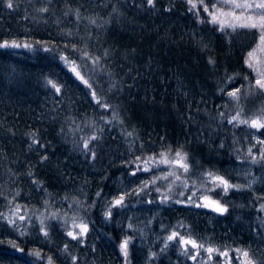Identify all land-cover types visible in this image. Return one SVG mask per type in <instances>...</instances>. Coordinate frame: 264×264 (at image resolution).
Returning a JSON list of instances; mask_svg holds the SVG:
<instances>
[{"label":"trees","instance_id":"trees-1","mask_svg":"<svg viewBox=\"0 0 264 264\" xmlns=\"http://www.w3.org/2000/svg\"><path fill=\"white\" fill-rule=\"evenodd\" d=\"M257 38L220 29L186 0H0V264H68L71 252L77 264H138L141 253L199 264L181 236L217 251L215 263L240 246L264 264L262 189L215 193L223 214L181 205L206 193L209 173L247 182L257 149L227 113L238 107L229 94L253 84L246 59ZM178 151L188 170L170 188L144 173L146 159ZM79 213L88 231L69 246L61 219ZM126 225L144 229L146 248ZM173 231L181 236L167 239Z\"/></svg>","mask_w":264,"mask_h":264},{"label":"rangeland","instance_id":"rangeland-1","mask_svg":"<svg viewBox=\"0 0 264 264\" xmlns=\"http://www.w3.org/2000/svg\"><path fill=\"white\" fill-rule=\"evenodd\" d=\"M186 1L188 2V0H186ZM193 2L196 4V8H193L192 4H190L188 2L190 4V6L192 7V9L194 11H203L208 16V18L212 21V16L209 13L214 11L213 5L214 4L218 5L219 0H204L203 4H201L200 0H193ZM257 2H259V0H257ZM205 6L208 7L209 12L204 11ZM225 10H226V6H225ZM251 11L255 12V11H261V10H251ZM216 24L219 26L220 29H233L231 27H223L222 28L220 24H218V23H216ZM258 44H259V35H258L257 42H256L254 48L250 52H253V50L257 48ZM247 60H248V57H247L246 61ZM251 63L254 66L260 67L261 70H264V52L257 51L255 53V58L251 61ZM246 64L252 72L253 80H254L253 84L250 87V90H247L246 94L243 97H240L238 94H236L235 97L231 96V100H232L233 104H235L238 107H232L231 109H229V111L227 113V115H228L227 118H228V121H231L232 123L234 122L237 125L243 124L247 128L250 129L251 141L253 142V147H251V149L248 148V151L252 150V148L257 149V153L256 154L251 153L250 154L251 158H248L250 165L248 168L249 170L246 173L247 182L245 184H243L242 181L241 182L239 181L237 183H231L228 181V183L233 185L234 187L229 188V190L227 192H225L223 190L222 186H218V182H213L212 179L209 178L210 186H208V188H207L208 190L205 193L206 195L205 194H203V195L202 194H200V195H189L187 197V198H189L188 201L182 202V203L180 202L181 205H183V206H190L193 204V205H197V207H199V208H206L209 210H214L213 206L209 205V206L205 207L204 204L207 202H210V201H216L220 205H223L213 196V195H216L215 193H218L219 195H223V194L226 195V194L231 193L232 191H238L240 189L257 190L258 192H259V190L262 189L264 191V187H263L264 185H262V181H261L262 175H263L261 173L263 171L261 169H259L263 165V164H261V162L264 159V143H262V142H264V135L261 132V130L264 127L255 128V127L251 126V122L253 120H257L260 123L264 124V89H261L256 85V80L258 78H260L259 74L254 70L253 67H249L248 63H246ZM66 67L67 68L70 67V64L68 63L66 65ZM256 92H260V94L263 95L262 96L263 98L260 101L256 102V104L253 103V105H251L248 109L243 110L240 107V102L242 100L251 102V100L255 96ZM233 117H238V119L233 120ZM242 121H247V123H244ZM166 156H167V159L169 161L176 159L175 155L166 154ZM160 161H161V156L146 159L143 162V164L145 165V169H147V170H145V172L144 171L143 172L144 173L150 172V174H151V172L153 173V172L158 171L157 174L154 176V179H152V182L158 181L162 184V186H164V184H165V186L170 188V186H171L170 180H171L172 176L178 174L179 169L181 167L174 165L172 163H168V164L161 163ZM238 161L241 162L240 158L238 159ZM245 168H246V166H245ZM242 170H246V169H242ZM245 172H244V174H245ZM213 176H218V175H213ZM164 177H167V178L165 179ZM156 192H155V194H156ZM158 194H160V193H158ZM205 197H207V201L205 200ZM171 203H175V200H172ZM262 205H264V202ZM111 206H113L112 203L109 205V208H111ZM115 206H120L119 211L122 212L123 206H128V205L122 203L120 205H115ZM135 206H143V205H135ZM261 206H259L258 210H260V212L262 214L261 217L262 216L264 217V208H262ZM18 214H19V211L17 210L15 212V214H13V215H15V217L17 218ZM135 216L136 217L138 216L137 213L135 214ZM61 220H64V222L66 223L67 235L69 232H72L74 235L79 237L80 228L77 227V225L86 224L88 227L87 221L82 218L80 213L79 214H64ZM261 221L263 222V220H261ZM135 224L140 225V227L144 228V221L143 220H141V221L137 220V222ZM135 227L136 226H133V225H126V228H124V229L126 231H130L132 233L134 232L135 236L139 237V241L143 245V243L145 242V238H146L144 231H143L144 229L140 228L137 230V228H135ZM134 228L136 230H134ZM173 233H174V231L171 232V234H168L166 236V238L168 239V237L171 236ZM175 233L178 234V232H175ZM177 236H181V235H177ZM181 238H183L185 240L189 239V240L195 241L194 239L188 238V237H182L181 236ZM68 239H69V243H68L69 246L70 245H73V246L77 245V239H73L71 236H68ZM196 244H197V242H196ZM144 245H145V243H144ZM191 247H192L191 244L183 245V248L185 250H187L188 252L192 250L191 251L192 257L196 256V257H199V258H197V260L201 259L199 264H254V262L251 261V259L249 258V255H248L249 250H245L244 248H242L240 246L235 247L232 251L231 250H229L227 252L221 251L222 253L221 252L219 253V256H220L219 261L220 262H216V263H215L214 258H212V252L213 251L209 252V251H207V249H205V251H203V254H201L200 253V247H198V244H197V247H195V248H193V247L191 248ZM128 249H129V244H128ZM214 252H213V254H217V251H214ZM245 252L247 253V256L243 255ZM74 254L75 253H72V252L69 253V258H66V255H65V261L64 262H67L68 264H77V257ZM34 256H35V258L39 259L37 254H34ZM141 256H142V253H141ZM137 257L139 258V255H137ZM149 257L153 258L154 255L152 253H150ZM197 260H195V262H197ZM46 263L51 264V261L47 260Z\"/></svg>","mask_w":264,"mask_h":264},{"label":"snow or ice","instance_id":"snow-or-ice-1","mask_svg":"<svg viewBox=\"0 0 264 264\" xmlns=\"http://www.w3.org/2000/svg\"><path fill=\"white\" fill-rule=\"evenodd\" d=\"M149 3H152V0H148ZM190 4H192L193 8H196V4L193 2V0H188ZM201 4L204 3V0H200ZM226 6V10H225ZM8 7L11 8L12 4L11 2L8 3ZM214 11L210 12L209 14L212 16V22L218 23L221 25V27H231L233 29L236 28H246V29H255L259 35V44L257 45V48L253 50V52H250L248 54V60L246 63L249 64V67H253L254 70L259 74V77L256 80V85L264 89V70H261L260 67L254 66L251 61L255 58V53L257 51L264 52V0H219L218 5H213ZM251 10H261V11H251ZM205 12H209V9L207 6L204 7ZM223 18V19H222ZM7 46V42L5 44L0 45V47ZM85 58L88 56L87 53L84 54ZM66 63H69L71 65V71L75 73V75L81 79L88 87H91L90 84H88V81L83 80V76H81L80 71L78 70V66L75 64L74 61L68 60L67 57L64 58ZM93 63H98V58L93 61ZM51 83V82H50ZM54 88H56V91L59 92L60 89L53 84ZM239 90H237L238 92ZM236 92H232L229 95L235 97ZM93 98L97 100V103H100V100L97 98V95L95 91L92 93ZM103 107H107V105H102ZM238 119V117H233V120ZM231 122V121H230ZM244 123H247V121H242ZM251 126L255 128H261L264 127V124L260 123L257 120H253L251 122ZM92 139H95V137H92ZM264 143V142H262ZM88 144L85 142V147H87ZM176 159L169 161L167 159V156L165 154H161V163H172L174 165H177L181 168H183L185 171L188 170V165L186 163L187 156L184 153L176 152L175 154ZM147 170V169H145ZM209 176L211 177L213 182H218V186H222L223 190L227 192L229 188L234 187L233 185L229 184L227 180H225L223 177L219 176H213L211 173H209ZM165 179L167 177H164ZM205 200L207 201V197H205ZM123 202V197H120L115 201V205H120ZM213 206L214 210L220 213L225 212L227 209L222 207L218 202L216 201H210L204 204L205 207L207 206ZM264 208V205L261 206ZM23 219V217H21ZM77 227L80 228V235L85 234L88 231V227L86 224L77 225ZM47 235V233H45ZM69 236H71L73 239H77V236L74 235L72 232L68 233ZM177 236V233H173L171 236L168 237L169 240L174 239ZM182 242L184 244H191L193 248L197 247V244L195 241L192 240H183L181 238ZM128 240H125L121 244V251L127 257L128 255ZM202 247V245H200ZM207 251L212 252L213 249L209 248ZM39 255V253H37ZM244 256H247V253L245 252L243 254ZM195 257H193L194 259Z\"/></svg>","mask_w":264,"mask_h":264},{"label":"flooded vegetation","instance_id":"flooded-vegetation-1","mask_svg":"<svg viewBox=\"0 0 264 264\" xmlns=\"http://www.w3.org/2000/svg\"><path fill=\"white\" fill-rule=\"evenodd\" d=\"M189 207H191V208H195V209H203V210H209V209H206V208H199V207H197V205H190ZM227 209V208H226ZM224 213V212H223ZM222 213V214H223ZM146 215V213L144 214V216ZM148 215V214H147ZM146 215V216H147ZM150 215H151V213H150ZM146 216H145V219H146ZM155 239H157V238H155ZM186 240H189V239H186ZM153 242H152V244H154V243H156V241H154V240H152ZM145 243V242H144ZM145 245H147V244H145ZM145 245H143V247H145L146 248V246ZM188 245V244H187ZM192 248V247H191ZM146 252V251H145ZM75 254H77V253H75ZM150 254V253H149ZM149 254L146 256H144V255H142L141 257H139V259H138V264H157V262H159L160 261V258H159V256L157 255V254H159V253H155L154 254V257L153 258H151V257H149Z\"/></svg>","mask_w":264,"mask_h":264},{"label":"water","instance_id":"water-1","mask_svg":"<svg viewBox=\"0 0 264 264\" xmlns=\"http://www.w3.org/2000/svg\"><path fill=\"white\" fill-rule=\"evenodd\" d=\"M222 207H224V208H226V206H224V205H221Z\"/></svg>","mask_w":264,"mask_h":264}]
</instances>
